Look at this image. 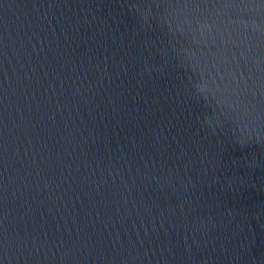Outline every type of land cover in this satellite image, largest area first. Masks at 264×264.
Here are the masks:
<instances>
[{
  "label": "water",
  "instance_id": "95a60500",
  "mask_svg": "<svg viewBox=\"0 0 264 264\" xmlns=\"http://www.w3.org/2000/svg\"><path fill=\"white\" fill-rule=\"evenodd\" d=\"M0 264H264V34L0 141Z\"/></svg>",
  "mask_w": 264,
  "mask_h": 264
}]
</instances>
